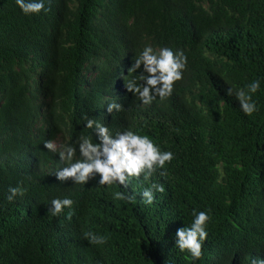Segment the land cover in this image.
Listing matches in <instances>:
<instances>
[{
    "label": "trees",
    "instance_id": "obj_1",
    "mask_svg": "<svg viewBox=\"0 0 264 264\" xmlns=\"http://www.w3.org/2000/svg\"><path fill=\"white\" fill-rule=\"evenodd\" d=\"M44 4L46 10L25 15L15 0H0V264L264 259V0ZM146 46L187 56L171 96L148 105L126 88L143 72V66L129 69ZM254 80L260 83L252 95L258 111L248 116L227 89L246 90ZM113 101L122 109L108 113ZM85 114L113 134L131 130L171 151L167 177L158 169L147 181L130 178L127 187L101 186L98 174L86 184L57 179L55 172L67 166L61 146L81 134L99 142ZM47 140L57 152L44 146ZM153 183L165 191L147 205L140 193ZM17 186L24 195L9 201V188ZM116 192L134 195L135 202L114 199ZM56 198L72 199V208L51 215ZM193 210L210 216L198 260L175 244ZM85 232L106 243L90 244Z\"/></svg>",
    "mask_w": 264,
    "mask_h": 264
},
{
    "label": "clouds",
    "instance_id": "obj_2",
    "mask_svg": "<svg viewBox=\"0 0 264 264\" xmlns=\"http://www.w3.org/2000/svg\"><path fill=\"white\" fill-rule=\"evenodd\" d=\"M16 4L25 15L39 14L46 10L44 0H15ZM143 66V72L133 79L126 81V88L145 105L151 104L157 97L161 100L171 96L174 85L183 78V72L187 66V56L183 50L174 52L171 48L163 47L154 50L146 46L138 56L134 57V63L129 73L137 72ZM260 88L258 80L252 81L245 89H227V95H235L242 111L251 116L258 111L256 102L252 99ZM122 105L116 102L107 104V112L120 111ZM38 119L43 118L38 115ZM87 129H95L99 142H94L91 135L81 134L75 144H64L58 151L60 161L67 166L55 172L60 181L72 180L75 184H86L97 174L100 179L98 184L111 186L114 183L127 187L132 177L143 178L147 181L158 170L161 177H167L165 168L167 163L174 159L171 151H161L156 143L147 135H140L131 130L116 131L114 134L109 127L100 123L87 114L83 117ZM38 123L37 118L34 121ZM44 146L57 152V145L52 140L44 142ZM77 152L79 156L77 157ZM25 189L22 186L10 187L8 200L12 201L17 195L23 196ZM164 186L153 183L141 193L143 202L151 205L155 200V192L163 193ZM114 199L135 202L134 195L125 196L122 192L114 193ZM74 201L70 198H56L50 202L48 213L59 216L65 208L71 209ZM71 211L67 219H72ZM193 220L190 226L177 229L175 234L176 247L181 251H187L194 260L202 256L203 241L207 240L206 225L210 216L206 211L193 210ZM84 238L93 245L106 243V238L92 232H85ZM253 264H264V259H256Z\"/></svg>",
    "mask_w": 264,
    "mask_h": 264
},
{
    "label": "bare ground",
    "instance_id": "obj_3",
    "mask_svg": "<svg viewBox=\"0 0 264 264\" xmlns=\"http://www.w3.org/2000/svg\"><path fill=\"white\" fill-rule=\"evenodd\" d=\"M113 52H114V50H113ZM117 52V51H116ZM119 52V51H118ZM120 53V52H119ZM121 54H123V53H121ZM113 55V54H112ZM116 56V55H115ZM126 57V56H125ZM119 58V57H118ZM98 60H99V57H98ZM103 60V59H102ZM117 60V59H116ZM118 61H119V59H118ZM126 62H127V60H126ZM101 63V62H100ZM118 63V62H117ZM123 63H124V61H123ZM119 64V63H118ZM125 64V63H124ZM124 64H123V66H124ZM94 65V64H93ZM126 65H128V63H126ZM113 66V65H112ZM111 68H113V67H111ZM124 68V67H123ZM125 68H126V66H125ZM110 69V68H109ZM112 70V69H111ZM115 70V69H114ZM110 71V70H109ZM89 72V71H88ZM125 74V73H124Z\"/></svg>",
    "mask_w": 264,
    "mask_h": 264
},
{
    "label": "rangeland",
    "instance_id": "obj_4",
    "mask_svg": "<svg viewBox=\"0 0 264 264\" xmlns=\"http://www.w3.org/2000/svg\"><path fill=\"white\" fill-rule=\"evenodd\" d=\"M60 137V136H59Z\"/></svg>",
    "mask_w": 264,
    "mask_h": 264
}]
</instances>
